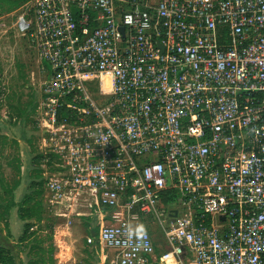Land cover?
<instances>
[{"label": "built area", "instance_id": "built-area-1", "mask_svg": "<svg viewBox=\"0 0 264 264\" xmlns=\"http://www.w3.org/2000/svg\"><path fill=\"white\" fill-rule=\"evenodd\" d=\"M16 28L46 199L115 221L103 264H264V0H34Z\"/></svg>", "mask_w": 264, "mask_h": 264}, {"label": "rangeland", "instance_id": "rangeland-1", "mask_svg": "<svg viewBox=\"0 0 264 264\" xmlns=\"http://www.w3.org/2000/svg\"><path fill=\"white\" fill-rule=\"evenodd\" d=\"M33 4L34 0L0 4V246L16 264H103L107 252L99 243V232L103 224L115 221L81 208L58 216L46 199L39 120L42 80L46 79L41 65L48 64L39 60L30 39L16 28L18 18ZM32 184L37 189L30 190ZM29 195L34 201L24 208L30 219L23 221L20 208ZM135 224L152 236L157 256L167 251L160 227L150 221ZM24 237L26 241L21 242Z\"/></svg>", "mask_w": 264, "mask_h": 264}, {"label": "trees", "instance_id": "trees-1", "mask_svg": "<svg viewBox=\"0 0 264 264\" xmlns=\"http://www.w3.org/2000/svg\"><path fill=\"white\" fill-rule=\"evenodd\" d=\"M3 2V0H0V4ZM41 158L43 159L44 162V156H41ZM43 183V187H44V181L42 180ZM42 183H41V187H42ZM34 190L37 189V186L35 184H32L30 186V190ZM32 201H34V196L33 195H29L26 196L25 200L23 201L21 208H20V218L23 221H28L30 219V216H28L27 211L25 210V206L29 203H31ZM28 231L31 229V225L28 224L27 226ZM26 241V237L22 238L21 242H25ZM0 264H16L15 259L13 258V256L4 248H2L0 246Z\"/></svg>", "mask_w": 264, "mask_h": 264}, {"label": "crops", "instance_id": "crops-1", "mask_svg": "<svg viewBox=\"0 0 264 264\" xmlns=\"http://www.w3.org/2000/svg\"><path fill=\"white\" fill-rule=\"evenodd\" d=\"M17 24V23H16ZM32 44V43H31ZM42 84H43V80H42Z\"/></svg>", "mask_w": 264, "mask_h": 264}]
</instances>
